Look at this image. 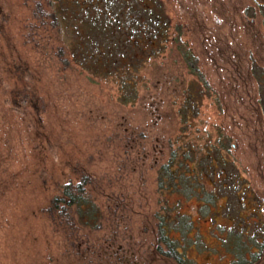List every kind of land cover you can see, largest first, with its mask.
I'll return each mask as SVG.
<instances>
[{
	"label": "rangeland",
	"instance_id": "rangeland-1",
	"mask_svg": "<svg viewBox=\"0 0 264 264\" xmlns=\"http://www.w3.org/2000/svg\"><path fill=\"white\" fill-rule=\"evenodd\" d=\"M89 1L0 0V264H175L155 252L166 200L174 222H192L182 239L188 264H264V0H145L161 7L168 31L127 59L140 60L136 72L123 56L140 23L155 33L153 17L140 0ZM59 3L67 24L113 16L94 22L107 32L89 59L112 76L69 53V69L58 62L49 19L42 27L34 9L48 15ZM107 42L119 47L117 69L105 67ZM125 83L135 91L122 104ZM189 85L200 95L193 108L184 105ZM184 150L201 161L192 199L167 196L156 180ZM83 176L102 227L67 236L43 211Z\"/></svg>",
	"mask_w": 264,
	"mask_h": 264
},
{
	"label": "trees",
	"instance_id": "trees-1",
	"mask_svg": "<svg viewBox=\"0 0 264 264\" xmlns=\"http://www.w3.org/2000/svg\"><path fill=\"white\" fill-rule=\"evenodd\" d=\"M127 1L128 0H118V2L123 3H126ZM140 1H142L139 6L140 9L144 13L153 17V20L156 23V30L153 35H150L146 31V24L142 23L141 25L140 23L139 26L141 27V32H138V28L136 33L131 35L129 40L130 42L128 43L129 51L126 55L124 53L123 59L124 63L127 61L131 62V67H133L135 72L138 69V63L140 60L134 61L127 59H134V56L138 51L141 53L143 50L145 51L146 49L144 48L146 45L150 50L153 49L155 45L158 46L161 41L165 39V35L168 31L166 17L160 10L161 7L157 8L158 11H155L151 9L149 5H146L145 0ZM89 4L92 8L97 7V3L93 2V0H90ZM42 7V4L36 5L34 12L37 17L42 20L40 24L42 27L45 25V19H49L47 25L50 27V31H48L50 33L48 34L50 40L55 44L54 47L52 46L54 54L58 59V62L62 64L65 70L71 67V63L67 58V53H69L71 56H74L76 64L82 69L93 71V73L95 72V74H98V68L103 74H98L101 77L112 76L103 73L99 64L100 61L97 62L96 69L89 66V64H91L89 61L90 56L94 54V52L91 51V45L92 43H95L94 41L97 38L99 39L100 37H103L104 33L107 32V28H105V26L106 24L108 26L111 22L113 17L112 15L96 14L95 16H90L86 13L83 15L81 20L73 17V19L71 18L69 22L67 21V24L66 20H64L66 14L64 13L65 10H63V8L65 6L62 3L56 5L53 4L55 11L48 15L43 12ZM71 11L72 13H75L73 9ZM96 20H104L107 21V23H103L98 26L94 24ZM177 31L179 35L181 32L180 26H177ZM118 48L119 47L117 46L116 50H114L113 45L107 42V47H105V53L103 56L106 58V68H113L116 62ZM99 51L100 50L98 49L97 52ZM182 59L185 63H187L190 71L194 75H197L199 81H203L202 75L197 70L196 63L192 55L182 52ZM117 66H114V68L117 69ZM125 85H127V90L126 88H122L124 94L120 97L122 104H127L133 101L128 95H125L126 91H132V93L135 91V84L132 86L129 85V83H125ZM197 100L200 101V95L195 94L193 87L189 85L184 105L188 106V108H193L196 106ZM182 108L183 107H181V109ZM187 111L189 113L191 112V110L188 109L186 110V114H189ZM179 152H174L170 161L160 167L156 179L158 189L162 191L165 190L167 196L182 195L188 199H192L196 197L194 187L195 170L201 161H197L198 158L193 150H184L183 152ZM205 172L208 174L211 171H208L205 168ZM91 180L92 179L90 177L83 176L76 184L67 183L62 187L60 196H56L50 200L47 208L43 212L48 218L50 224L56 230L63 232L67 236L68 234L69 236H72L75 232L78 233L85 230L94 232L101 229L102 214L98 205L95 203V199L88 191V187L92 184ZM166 205L168 207H166L167 209L164 208L165 212L157 215L159 224H157L156 227L155 252L162 258L172 261L175 264H188L189 260L182 249V239L186 236V234L191 233L190 229L192 228V222L189 221L190 219L188 217L186 218V221L181 218H177V221L174 222L171 218L172 209L169 207L168 200H166Z\"/></svg>",
	"mask_w": 264,
	"mask_h": 264
},
{
	"label": "flooded vegetation",
	"instance_id": "flooded-vegetation-1",
	"mask_svg": "<svg viewBox=\"0 0 264 264\" xmlns=\"http://www.w3.org/2000/svg\"><path fill=\"white\" fill-rule=\"evenodd\" d=\"M259 253H260V250H259ZM243 260L245 261V258L243 257ZM245 262H248V261H245Z\"/></svg>",
	"mask_w": 264,
	"mask_h": 264
}]
</instances>
